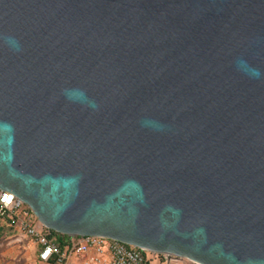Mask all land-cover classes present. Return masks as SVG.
I'll return each instance as SVG.
<instances>
[{
    "label": "water",
    "instance_id": "obj_1",
    "mask_svg": "<svg viewBox=\"0 0 264 264\" xmlns=\"http://www.w3.org/2000/svg\"><path fill=\"white\" fill-rule=\"evenodd\" d=\"M0 189L63 235L264 264V0H0Z\"/></svg>",
    "mask_w": 264,
    "mask_h": 264
},
{
    "label": "built area",
    "instance_id": "obj_2",
    "mask_svg": "<svg viewBox=\"0 0 264 264\" xmlns=\"http://www.w3.org/2000/svg\"><path fill=\"white\" fill-rule=\"evenodd\" d=\"M32 208L8 191L0 189V223H14L39 247V260L45 264H67L75 257L88 255L84 264H153L150 254L161 255L138 246L102 236H75L62 247L51 229L36 224ZM161 264H172L180 257L162 254Z\"/></svg>",
    "mask_w": 264,
    "mask_h": 264
},
{
    "label": "rangeland",
    "instance_id": "obj_3",
    "mask_svg": "<svg viewBox=\"0 0 264 264\" xmlns=\"http://www.w3.org/2000/svg\"><path fill=\"white\" fill-rule=\"evenodd\" d=\"M0 223V264H45L39 261L38 253L39 247L25 235V232L19 229V225L15 224L13 227L6 224L1 226ZM38 227L44 226L39 219L36 220ZM88 255L75 257L67 264H84ZM153 264H161L166 261L161 254L155 256L150 254ZM172 264H197L187 258L180 257L173 261Z\"/></svg>",
    "mask_w": 264,
    "mask_h": 264
},
{
    "label": "trees",
    "instance_id": "obj_4",
    "mask_svg": "<svg viewBox=\"0 0 264 264\" xmlns=\"http://www.w3.org/2000/svg\"><path fill=\"white\" fill-rule=\"evenodd\" d=\"M52 232H53V234H54L55 236L58 237V239H59L60 242H61L62 247H65V246L67 245L68 241L72 238V236H69V235H63V234H60V233H58V232H56V231H54V230H52ZM77 237H79V236H77ZM38 259H39V253H38ZM39 261H40V260H39Z\"/></svg>",
    "mask_w": 264,
    "mask_h": 264
},
{
    "label": "crops",
    "instance_id": "obj_5",
    "mask_svg": "<svg viewBox=\"0 0 264 264\" xmlns=\"http://www.w3.org/2000/svg\"><path fill=\"white\" fill-rule=\"evenodd\" d=\"M3 225L5 226V225H6V223H5V222H3V224H2L1 226H3Z\"/></svg>",
    "mask_w": 264,
    "mask_h": 264
}]
</instances>
